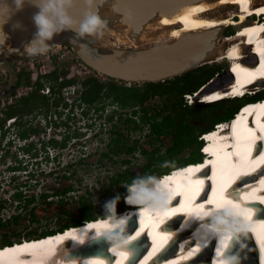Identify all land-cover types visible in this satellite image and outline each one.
Segmentation results:
<instances>
[{
	"label": "rangeland",
	"instance_id": "rangeland-1",
	"mask_svg": "<svg viewBox=\"0 0 264 264\" xmlns=\"http://www.w3.org/2000/svg\"><path fill=\"white\" fill-rule=\"evenodd\" d=\"M264 2V0H254L255 4H259ZM227 4V5H226ZM224 5H220L219 8L213 9V16L217 18H223L230 13L234 12L233 6L231 3H226ZM240 10V9H239ZM237 14L234 15V19L236 20L239 19V12L236 10ZM232 17V16H231ZM153 21V20H152ZM159 21L158 19L154 20L152 23H150L146 29H143V31L140 32V34L136 37L133 38L130 36L128 29H122V30H117L114 27H111L109 29H102V33L96 36H91L92 37V43L97 42L101 47L104 48H139L143 47L145 45H150V44H155L157 42H161L163 40L170 39L169 37H162L165 32L163 30H159L156 33L151 34V31L149 29V26L152 25L153 23ZM251 22H253L251 20ZM234 24V23H233ZM235 33L237 29H239V26H236ZM227 25H222V31L220 34L217 35V37L214 39L215 46L220 47L221 49L218 50V53L220 52L221 57H223L222 54H224L226 48L228 47L229 44V36L224 37L222 34L224 31H227L226 29ZM234 32V31H233ZM238 34V32H237ZM85 40V38H84ZM13 44V40L9 38L8 41L5 42L4 48H9ZM248 46V45H246ZM248 57L250 55V48H244ZM24 50V49H23ZM21 50V52H23ZM26 50V49H25ZM76 53V52H75ZM77 54V53H76ZM217 54L213 55V57H205V56H198L197 58H194V62L196 63L193 65V68H196L202 64H214L218 65V62L220 59L216 57ZM16 56V57H15ZM22 56H19L18 53L8 55L5 52L0 54V70L3 68L6 69L7 72V80H3L0 82V88H1V83L4 81H9L11 89V84H14V79H15V63L13 60H16ZM205 57V58H203ZM203 58V59H202ZM196 59V60H195ZM199 59V60H198ZM210 59H215L212 61H208ZM13 62V63H12ZM229 67V66H228ZM64 67H62L63 69ZM13 71V72H12ZM235 69L231 68L228 70L226 69H221L218 73H216L209 82L204 87H201V89L198 90L200 93H204L206 90L211 86L215 85H221V83H230L233 79V73H235ZM236 76V74H235ZM133 84V81H131ZM136 84L141 85L142 81H134ZM134 83V84H135ZM8 85V86H9ZM261 85V84H260ZM228 87V86H226ZM199 93V94H200ZM193 96V94H192ZM190 99H188L189 101ZM148 104L150 107L154 106L156 104V107H153L156 109V111H161L162 114H166L170 111H172V108L169 109H164V102L166 104H171L173 99L170 100H163L162 97H153L149 100H147ZM19 102V101H18ZM191 102V100H190ZM153 105H152V104ZM234 102L232 101H224L220 103L218 106L216 105L213 108H210V106H207L206 104H201L198 102V100H194L192 102L193 105V115L191 116L192 118H189L191 122L194 120V123L196 126H202L206 128L212 121V116H214L217 113H222L228 108L232 106ZM187 104H191L188 103ZM39 106V105H38ZM150 131L148 130V126L143 127L140 130H137L132 137H129V139L132 140H137L136 146H138L133 152L130 153H125L123 151H119L116 149V147L109 145H106L105 142H97V141H83L84 143H78V142H73L71 144L69 150L63 151V155L60 157H54L55 159H51L48 157V159L44 156L40 161L35 162L33 165L28 164L25 169H29L30 172L28 174H35V179L37 178V174L45 173V172H50V171H55L56 173H60L63 170V163H73L75 164L72 169H66L68 173V178H60V180H56V182H60L59 186H65V185H70L71 190L68 193L65 194H57L56 196H53L50 199L52 200L53 203L47 205L44 204L43 202H47V200L42 201L41 197L39 196L40 192H49L50 188L49 187H44L45 189H49V191H45L42 184L49 178H43L41 176L38 177L37 185L35 187V192L34 191H27L25 192L26 197H30V195H35L36 200H35V205L36 208L34 209H29L30 206H27L26 208H15L14 202H4V208L1 209V222H5L7 218L14 214V213H20L16 222L9 221L8 225L5 226H0V247L4 246L3 242V236H6V240H24L25 237H34L42 234L45 231H51L55 230L56 228H59L62 224L64 223H70L71 222V217H80L81 215L84 216L86 213H90V215H98L105 213L104 209V204L106 201L116 197L117 195H122L121 187H123L122 184H118L116 186H110V182L115 174H130L135 173V174H141L143 173L144 178L147 177H154L156 175V171L159 169L163 168L164 165L163 163H153L152 168L150 169V173L146 170L147 166V156L141 151V149H144L150 152H158L160 154H163L167 147L170 146V141L172 140L171 135H164L161 137V140H156L155 142H148L149 136L147 135ZM103 140L106 141V135L102 134ZM127 145H132L133 142L128 141ZM152 143V144H151ZM75 146V148L72 147ZM113 147V150H111ZM193 147L190 148H184L181 153L177 155L178 158L182 160L185 157H187L188 154L192 153ZM97 150L91 151L93 149ZM83 149V150H82ZM157 149V151H156ZM68 151V152H67ZM119 151V152H118ZM99 152H107L110 155V158H101L99 156ZM68 153V155H66ZM88 154V155H87ZM155 154V153H153ZM176 157V158H177ZM22 181L23 179H27L25 177V174H20ZM113 176V177H112ZM59 177V176H58ZM57 177V178H58ZM1 178V175H0ZM8 184V183H5ZM58 186V187H59ZM40 191V192H39ZM2 191L0 190V201L3 200ZM5 196L10 197L9 194H5ZM61 200V201H60ZM84 203H94L97 208L93 211V205H90V209L86 210L87 212H81V202ZM61 202V204H59ZM81 214V215H80ZM98 215V216H100ZM81 216V217H82ZM97 217V216H95ZM82 222V221H80ZM39 237V236H38ZM3 239V240H1ZM20 239V240H19ZM26 239V238H25ZM29 239V238H28ZM18 241H13L14 243ZM12 242V243H13ZM10 243V242H8ZM4 244V245H3ZM253 244V242H252ZM7 245V244H6ZM252 249L250 248L247 250L248 255L250 256V259L252 261H255L253 258L252 254Z\"/></svg>",
	"mask_w": 264,
	"mask_h": 264
},
{
	"label": "bare ground",
	"instance_id": "bare-ground-1",
	"mask_svg": "<svg viewBox=\"0 0 264 264\" xmlns=\"http://www.w3.org/2000/svg\"><path fill=\"white\" fill-rule=\"evenodd\" d=\"M226 3H231V5H234L233 6L234 12L230 13V15L223 17V18L214 17L213 9L217 7L219 8L220 5H224ZM252 9H255L256 11H264V2L255 4L254 0H204V1H199L193 4L183 6L179 8L176 12H173L170 15H163V14L159 15V17L157 18L159 21L149 26L151 33H156L159 30H163L165 34H163L162 37L164 36L169 37L170 40L171 39L181 40L182 42L180 41L179 44L181 46L183 54L186 57H188V55L192 57H196L200 55L201 57L202 56L213 57V55L217 54L216 57H218V59L222 58L220 55L221 53L220 52L218 53V50L221 48L215 46L214 39L222 31L221 26L228 25V24H232V25L236 24V26L240 27L239 29H237L236 33L234 32L233 35L229 36V42L231 44L228 45V47L226 48L224 52V53H227L228 56H232L235 54L240 55L239 56L240 58L234 59L229 65L230 69L234 68L236 70L235 73H233L234 79L230 83H221V85H215V86L213 85L209 87L208 89H204L206 91L201 94V96H203V99L201 100L202 102L213 99L214 97L220 98L232 92L233 93L249 92L250 88L246 84L253 81L255 77L257 76V74L264 76V32L260 36V33L264 31V24L259 25V22H256V21L251 22V20H247L245 18L244 14L247 11H250ZM236 10H238L239 12L238 20L234 19L233 17L234 15L237 14ZM248 43H251V45H248L249 47L253 45V49L259 53V56L257 58H254L252 54L249 55L251 57H248L246 56L245 53L241 57V53L246 52L244 51L245 50L244 48H247L246 45ZM212 60H215V59H210L208 61L210 62ZM254 66H255L254 69H249ZM256 83L261 84L262 82L261 80H259V81H256ZM254 89L255 91L257 90L256 87H254ZM257 94H260V93L257 92ZM260 99L261 97L257 98L256 101ZM256 101H253L254 104L248 105L247 107H245V109L255 110L254 120L257 121L255 123H258L260 121L259 119L261 118L260 115H259L260 118L258 117V112L261 113V111L264 109V103L262 104L261 102H256ZM241 116L242 115H240V117ZM261 119L262 120L259 123V125L260 124L261 125L259 126L258 130L260 131L262 130V134L261 135L259 134V136L264 137V114ZM248 125L249 126L251 125L250 119H248ZM222 126H225V125L222 124L221 127ZM236 127L239 128V126H236ZM254 131L255 130L253 129H249L248 131H246V133L248 134ZM235 133L237 136H241L243 133H245V131L240 129L238 133L237 132ZM225 134H226V131H222V132L216 131L208 135V136H215L217 139L213 147V152L215 155H218L220 151H222L226 145L230 144L229 141H227L226 139L224 140V138L227 137V135ZM254 134L255 132L252 135ZM248 147L249 148H246V153H248L249 149H251V152H252L253 151L252 146L248 145ZM206 149H208V147H206ZM201 163L202 162H200L199 164ZM195 168H198V166H196ZM213 169L215 171H218L219 167L216 166ZM176 173H177L176 171L173 173L175 174L173 178L179 179L182 177L185 180L184 182L187 184L186 194L189 197L194 192L193 188H197L198 186L192 185L191 182L189 183L187 181L189 179L187 175L176 174ZM216 180L218 181V177L216 178ZM217 191H220V189ZM223 191L225 193V198L226 196H234V192L231 193L229 188H225L223 189ZM211 198L213 199L210 200V203H213L215 206L220 207L219 205L220 198L211 196L209 199ZM201 203L203 204L204 200H201ZM195 204L201 205L200 200H197ZM192 210L195 213L199 214L204 210V207L193 206ZM162 211H164V209ZM128 217L129 215L126 214V218ZM151 218L152 216L149 215L147 220H150ZM96 220L97 218L88 220V222H90L88 226L91 227V231L89 232L90 234L89 239L93 238L94 232L98 230H103L104 228L108 226L107 221L103 223L100 220H97V221ZM157 221H158V218H155L154 222H157ZM197 225H200V224L198 223L192 228H189V231L198 233ZM71 227H72L71 230H69L70 228L68 227L66 228V231L63 230V231L55 232L53 234L39 236L37 238L24 239L16 243L13 242L12 244L10 243V244L0 247V249L3 248L4 250V251L0 250V264H7V263L8 264H19L16 258V252L18 253L20 250L24 249L25 247L32 248L31 253L32 255L33 254L35 255V258L30 263H26V264H52L54 260L56 262L59 261V263L61 264H73L70 258H67L65 256V253L67 250L66 248H68L69 250H72L73 240L74 242H77V241H81V239L85 237L84 235L85 227L80 228V226H78V227H74L75 229L73 228V226ZM162 231H166V228H162ZM240 236L241 237L238 239L237 243L233 247L239 264H255V261H252V259H250V256L247 253V250L251 248L253 250L252 254L254 255V243L252 244V241H250L248 235L240 234ZM67 238H69L70 241H67ZM36 240H41V241L35 242ZM63 240H66V241H63ZM104 240H106V238L102 236L100 238V241L99 242L97 241L98 243L96 245L98 246L101 245V243L104 242ZM133 242L135 243L136 241H133ZM133 242L131 243V245H133ZM34 245H42L43 247L39 248L38 246H36L35 248H33ZM101 248H103L101 253H106L107 250L104 247V244L102 245V247L98 249H94V250L88 249V247L81 245L77 247L74 251L83 250L84 255L86 256L84 259H82V261H85V260L87 261L90 259L89 255H92L93 253H98L101 250ZM55 253H56V256H55ZM52 255H54V257H51ZM93 258L96 259L98 257L93 256ZM94 264H96V262Z\"/></svg>",
	"mask_w": 264,
	"mask_h": 264
},
{
	"label": "trees",
	"instance_id": "trees-1",
	"mask_svg": "<svg viewBox=\"0 0 264 264\" xmlns=\"http://www.w3.org/2000/svg\"><path fill=\"white\" fill-rule=\"evenodd\" d=\"M234 25L229 24L226 26L227 31L223 32V36L227 37L233 33ZM218 65L214 64H202L196 68L190 69L183 74L174 76L169 79H165L163 81H147L142 82L141 85L134 84L132 86H122L118 85L114 80H109L107 82H99L97 79L94 78H87L84 81V85L86 87L85 91L82 94V100L87 103H92L98 100H101L103 98L109 99L110 101L114 102L117 101L122 106H129V105H141L145 100H147L151 95L153 94H166V99L170 100L173 99L171 104H166L164 102V109L172 108L170 112L166 114H162L161 111H156L153 108L148 109L145 106H142V115L140 121L143 122V125L145 123L150 124V133L148 134L149 140L148 142H155L156 140H161V137L164 135H171L172 140L170 141V146L167 147L165 152L163 154H160L158 152H150L141 149V151L147 156L148 164L145 167L148 173H150V169L153 166V163H163L164 167L156 171V175L158 176L162 173L168 172L170 169H173L177 166H181L185 163L189 162H195L199 161L202 157L201 151H200V144L201 140L199 139V135L203 132L209 131L212 129L213 125L215 123L228 120L233 113L239 108V106L247 101L248 99H257L259 97H262L264 95V91L260 92V94H257L252 98V96H245L243 98L239 97H233V98H224L218 101L209 102V103H203L207 106H210V108L218 106L220 103L224 101H232L234 102L230 108L225 110L222 113H217L214 116H212L211 123L206 127L202 126H196L193 122L188 120L189 118H192L193 115V105L187 104V102L184 100V94L187 93H193L196 92L199 88L204 87L209 80L213 78V76L218 73L221 69H226L228 66V61L226 58L222 57L221 60L217 61ZM25 72L19 73L16 76L15 85H18L19 83L26 81L28 74L22 77V75ZM57 72L53 71L50 74L51 78L57 79ZM70 81H65L64 83H69ZM165 99V101H166ZM47 101L45 96L37 94L36 92L30 94L29 96L23 97L19 99V102H16L14 105L10 106L7 110V115L12 116L16 114H23V113H29L33 109L37 108L38 105H46ZM150 111V114H148ZM1 120H0V126H1ZM138 127V126H137ZM35 129H33L34 131ZM36 131V130H35ZM111 143L113 144L116 149L119 151H123L125 153L133 152L138 146H136V142L132 143V145H127L128 143L122 139V136L119 134V136L116 139L111 140ZM151 143V144H152ZM193 147L192 153L188 154L187 157L182 160L177 157L179 153L182 152L184 148H190ZM118 151V152H119ZM157 151V149H156ZM155 153V154H153ZM107 155V154H106ZM177 157V158H176ZM152 173H150L151 175ZM116 176H112V180L110 182V186H116L118 184L123 183V187H121V191L126 190L129 183H132L133 180L137 177H144L143 173L141 174H115ZM154 176V177H155ZM81 212L86 213L88 209H90V203H84L81 202ZM94 206L95 204L92 203ZM91 205V206H92ZM124 207V204L122 203V195H120V200L117 204V211H120ZM3 208L2 205H0V211ZM97 207H93V211ZM100 215V214H98ZM95 215V216H98ZM102 215H105V213H102ZM82 216V215H81ZM71 217L70 223H64L59 228H56L55 230L51 231H45L39 236H44L48 234L55 233L56 231H62L65 228H68L70 226H76L81 224L80 221L90 220L93 219L95 216L90 215V213H86L82 217ZM19 213H14L11 216H9L5 222H1L0 218V226L8 225V222L13 221L16 222L18 219ZM6 236H3V242L4 244H12L13 240L9 241L5 239ZM38 237V236H37ZM36 237V238H37ZM30 238V237H29ZM34 238V237H32ZM20 240V239H19ZM10 242V243H8ZM3 244V245H4Z\"/></svg>",
	"mask_w": 264,
	"mask_h": 264
},
{
	"label": "water",
	"instance_id": "water-1",
	"mask_svg": "<svg viewBox=\"0 0 264 264\" xmlns=\"http://www.w3.org/2000/svg\"><path fill=\"white\" fill-rule=\"evenodd\" d=\"M199 1L204 0H97L95 11L105 21L103 29H128L130 36L136 38L159 15H170L183 6ZM36 11L37 8L29 0H25L23 8L19 10L14 0H0V54L5 52L8 55L18 53L22 57L32 56L25 50V44L36 31L32 20ZM83 11L84 5L78 4L73 15L79 18ZM9 38L13 44L5 49L4 44ZM180 41L167 39L139 48H104L97 42L91 44V36H86L84 40L69 30L56 34L48 43L49 46L61 42L69 44L89 66L109 77L156 82L183 74L196 64L193 59L198 56L186 57ZM4 93L2 91L0 95ZM100 238L89 242L86 247L89 249L96 245Z\"/></svg>",
	"mask_w": 264,
	"mask_h": 264
},
{
	"label": "built area",
	"instance_id": "built-area-1",
	"mask_svg": "<svg viewBox=\"0 0 264 264\" xmlns=\"http://www.w3.org/2000/svg\"><path fill=\"white\" fill-rule=\"evenodd\" d=\"M13 62L15 63V76L25 72L28 77L26 81L14 85L3 95H0V120L2 122L0 126V175L5 183H9L10 177L14 174L30 172L28 168H22L25 166L24 163H22L21 168L8 169V166H18V163L13 161V157L5 155L7 149L11 154H14L16 160L27 158L30 160V165H33L44 156L47 159L48 157L51 159L55 157L57 151L48 142V139L53 135L55 126L63 127L66 125L74 129H81L82 127V131L87 130L88 132L84 138H88V135L96 133L101 128V124L104 125V118L95 120L88 113V110L95 107L98 101L87 103L82 100V94L86 89L84 81L87 78L92 77L101 83L114 80L118 85L128 87L135 83L134 81L132 84L129 80L112 78L96 71L65 42L49 46L46 52L20 57ZM62 67L64 68L62 69ZM53 71L57 72V79L50 77ZM25 73L22 77L26 75ZM2 79H8L4 68L0 70V82ZM15 81L16 77L14 83ZM65 81L70 82L64 83ZM4 82L9 85V81ZM34 92L45 96L47 104L39 105L29 113L7 115L10 106ZM105 112L106 110L104 116ZM19 117L24 120L22 124L25 125H22V128L29 127L38 130L37 135L34 132L29 134L30 138L35 137L36 141L40 136L37 143L42 151L40 150L37 154L31 156L18 150V145L25 141V139L20 138ZM94 121L92 127H84L85 124H92Z\"/></svg>",
	"mask_w": 264,
	"mask_h": 264
},
{
	"label": "flooded vegetation",
	"instance_id": "flooded-vegetation-1",
	"mask_svg": "<svg viewBox=\"0 0 264 264\" xmlns=\"http://www.w3.org/2000/svg\"><path fill=\"white\" fill-rule=\"evenodd\" d=\"M14 85H15V83L11 84V87H13ZM8 87H10V85L8 86V84L6 82H2L0 92L7 91L9 89ZM162 96H163V100H165L166 94H161V95L153 94L147 100H149L153 97L158 98V97H162ZM147 100H145L143 102L142 106H145L148 109L156 107V104L154 106H151V107L148 104H146V103H148ZM142 106L141 105H134V104L129 105V106H122L117 101L112 102L106 98L98 100L96 106L93 108H90L88 110V113H90L91 116L95 120L96 119L101 120L104 118V125L102 126V124H101L100 125L101 128L96 133H91V135H88V138H84L88 132H87V130L82 131L81 130L82 127H81V129H74V128H71V127L66 126V125H64L63 127L61 126L62 128L59 126H55L53 129L52 137H50L48 139V142H50V144H52L54 146L55 151H57L55 157L56 156L60 157L61 155H63V151L69 150V148H70L71 144H73V142H78L79 144L84 143L83 141H91V143H93L92 141H97L100 143L105 142L106 145H108V147L110 149L109 145L113 146V144L111 143V140L116 139L119 136V134L122 136V139L126 142H128V141H131L133 143L137 142L136 139L132 140V139H129V137H132V135L137 130L142 129L145 126H148V130L150 131V124L145 123L143 125V122L140 121L141 115L143 113L142 109H141ZM91 109H93V110H91ZM153 109L156 110L155 108H153ZM105 110H106V112H105V116H104ZM148 114H150V111ZM23 122H24V120H22V118L19 117L18 124L21 127V129L19 130V134H20V138L25 139V141L22 142L21 145H18V150H20L24 153H28L32 156V154H37L40 150L42 151V149L38 146V143H37V141L40 140V136L37 138L38 139L37 141H36L35 137L30 138L29 134H31L32 132H34L36 134V133H38V130L33 131V129H30L29 127L22 128V125H25V124H22ZM94 123H95V121L92 124H85L84 127L90 128V127H92V125ZM102 134L106 135V139H107L106 141L103 140ZM132 138H135V137H132ZM72 147L75 148V146H73V145H72ZM96 150H97V148L93 149L91 151L95 152ZM111 150H113V147ZM5 155L13 157L14 158L13 161L18 163V166H12V165L8 164V165H10V166H8V169L21 168L22 163H24L25 166L30 164V160L27 158L16 160L14 157V154H11L8 149L5 151ZM66 155H68V153ZM110 155L111 154H109L107 152H101V153L99 152V156L101 158H110ZM53 159H55V158H53ZM25 166H23L22 168H24ZM74 166H75V164H73V163H67V162L63 163V166H62L63 170L60 173H56L55 171L45 172V173L37 174L36 179H35V174L33 175L31 173L30 174L27 173V174H25V177H27V179H23L22 181H20L22 175L14 174L13 176L10 177L8 184H5L4 179L1 177L0 178V180H1L0 181L1 182L0 183V190L3 192L2 195H4V196H3V200L0 201V205H2L4 208L3 203L6 201V202H10V203L14 202L15 208L18 207V208L22 209V208H26L27 206H30V208H29L30 210L36 208V206H34L36 196L30 195V197H26L25 192H27V191H34L35 192V187L37 185V181H38L39 176H41L43 178H46V177L49 178L48 180H46V183L44 182L42 184V186L44 188L47 185L46 187L50 188V191H49V189L44 188L45 191H49V192H40L39 191L40 192L39 196L41 197V200L45 201L49 198L47 200V202H43V203L47 204V205L53 203L54 201L52 202L50 197L52 198L53 196H56L57 194L62 195V194L70 192V190H71L70 185L59 186L60 182H56V180H60V178L61 179L66 178L67 179L68 178V174H67L68 172L65 170L69 169V168L72 169V167H74ZM5 194H9L10 197L5 196ZM59 204H61V202ZM35 237H37V236H35ZM25 238L28 239L29 237H25ZM30 238H32V237H30Z\"/></svg>",
	"mask_w": 264,
	"mask_h": 264
},
{
	"label": "clouds",
	"instance_id": "clouds-1",
	"mask_svg": "<svg viewBox=\"0 0 264 264\" xmlns=\"http://www.w3.org/2000/svg\"><path fill=\"white\" fill-rule=\"evenodd\" d=\"M14 2L16 9L19 10L23 8L25 0H14ZM29 2L37 8V11L32 16L36 31L33 34V38L25 44L27 45L26 51L29 55L46 52L49 47L48 42L53 40V37L62 31L70 30L79 38H85L86 36L101 34L102 29L106 26L105 21L95 11L97 0H29ZM81 3L84 5V11L77 18L73 15V10ZM241 54L243 55L244 53ZM223 57L228 61L226 53H224ZM229 63L230 61H228ZM198 90L193 93L184 94V100L188 103H192L194 100L202 102L203 96H201L202 93L198 92ZM203 103H208V101H204ZM125 187L127 188V195L124 199L128 205L157 206L163 203L166 195L162 183L152 177H137L130 185ZM119 200L120 196L117 195L105 202L104 216L107 219L108 226L97 237L102 235L111 246L123 248L129 244L126 232L128 219L126 218V214H118L117 204ZM225 215L234 218L236 213L234 209H228ZM216 222L220 224L228 223L227 220L219 217L216 218ZM233 226L236 230H239L241 227L239 223H235ZM235 261L236 257H231L230 259L220 260L219 264H234Z\"/></svg>",
	"mask_w": 264,
	"mask_h": 264
},
{
	"label": "snow or ice",
	"instance_id": "snow-or-ice-1",
	"mask_svg": "<svg viewBox=\"0 0 264 264\" xmlns=\"http://www.w3.org/2000/svg\"><path fill=\"white\" fill-rule=\"evenodd\" d=\"M206 195H207V194H206ZM201 207H203V205H201ZM207 215H211V213H207ZM193 218H194V219H199V218H202V217H198V216L194 215Z\"/></svg>",
	"mask_w": 264,
	"mask_h": 264
}]
</instances>
